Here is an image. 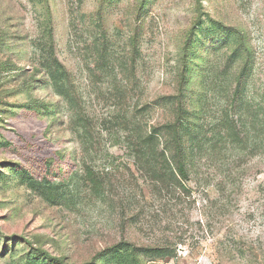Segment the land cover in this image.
<instances>
[{"label": "rangeland", "instance_id": "374dc122", "mask_svg": "<svg viewBox=\"0 0 264 264\" xmlns=\"http://www.w3.org/2000/svg\"><path fill=\"white\" fill-rule=\"evenodd\" d=\"M0 264H264V0H0Z\"/></svg>", "mask_w": 264, "mask_h": 264}, {"label": "trees", "instance_id": "16d2710c", "mask_svg": "<svg viewBox=\"0 0 264 264\" xmlns=\"http://www.w3.org/2000/svg\"><path fill=\"white\" fill-rule=\"evenodd\" d=\"M172 140H173L172 143L174 145V154H176L177 156V161L175 162V170L177 174L181 176V178H185L187 169H186V165L184 164L181 158V154H180L181 149L179 146L180 139L177 132L174 133V137Z\"/></svg>", "mask_w": 264, "mask_h": 264}]
</instances>
